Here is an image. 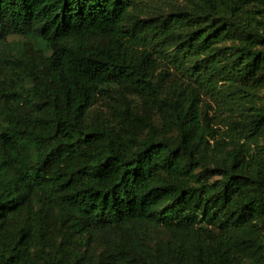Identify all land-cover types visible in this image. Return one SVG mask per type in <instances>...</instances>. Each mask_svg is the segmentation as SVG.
<instances>
[{
  "label": "trees",
  "instance_id": "16d2710c",
  "mask_svg": "<svg viewBox=\"0 0 264 264\" xmlns=\"http://www.w3.org/2000/svg\"><path fill=\"white\" fill-rule=\"evenodd\" d=\"M259 139L264 0H0V264H264Z\"/></svg>",
  "mask_w": 264,
  "mask_h": 264
},
{
  "label": "rangeland",
  "instance_id": "374dc122",
  "mask_svg": "<svg viewBox=\"0 0 264 264\" xmlns=\"http://www.w3.org/2000/svg\"><path fill=\"white\" fill-rule=\"evenodd\" d=\"M138 6L143 10V16L150 18V17H158L160 15H164L170 11L176 10L181 8L185 5L187 0H137ZM15 42L18 38L13 39ZM174 54L172 49L167 50V53ZM218 96L216 98L209 97L205 95V99H207L212 105L211 113H215L220 115L221 117L225 118L228 123L234 122V120L239 119L242 115V107L236 101L230 99L227 96L224 88L220 85H217ZM221 128H225L221 126ZM242 141V140H241ZM261 146H264V142L259 139L257 141ZM250 144L251 148L257 150L256 144L250 141H247ZM149 239L153 240H165L167 239V232L163 231L161 227L152 226L148 229ZM109 240H113L112 236L107 232H96L93 235V239L90 242L91 250L95 253H101L103 249L106 247V243Z\"/></svg>",
  "mask_w": 264,
  "mask_h": 264
}]
</instances>
